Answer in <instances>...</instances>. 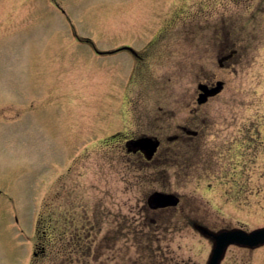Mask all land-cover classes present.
Listing matches in <instances>:
<instances>
[{
  "label": "rangeland",
  "instance_id": "rangeland-1",
  "mask_svg": "<svg viewBox=\"0 0 264 264\" xmlns=\"http://www.w3.org/2000/svg\"><path fill=\"white\" fill-rule=\"evenodd\" d=\"M213 5L214 11L207 0H0V264H80L69 250L77 238L69 246L70 236L53 232L54 212L73 216L78 226L94 224L83 264L94 263L102 239L114 247L138 245L124 228L113 241L114 221H100L96 203L80 218L78 205L70 204L75 198L102 197L106 208L121 207L120 217H134L142 204L135 200L153 188L180 196L182 216L159 220L168 224L169 264H206L212 241L197 224L214 231L264 224L258 141H264V39L242 42L240 18L249 10L240 0ZM198 10L216 14L217 22L200 24ZM230 32L240 54L232 71L216 61L211 66L215 53L231 47ZM126 44L147 56V71L134 69L130 51L118 49ZM210 69L224 85L198 105L197 83ZM129 101L147 102V118L139 117L140 108L128 109ZM232 118L260 130L246 139L232 136L226 125ZM164 123L170 127L164 135L181 123L205 129L186 141L165 139L153 165L166 162L157 169H111L124 160L111 163L117 143L110 133ZM127 222L137 231L152 223ZM221 264H264V248L230 245Z\"/></svg>",
  "mask_w": 264,
  "mask_h": 264
},
{
  "label": "flooded vegetation",
  "instance_id": "flooded-vegetation-1",
  "mask_svg": "<svg viewBox=\"0 0 264 264\" xmlns=\"http://www.w3.org/2000/svg\"><path fill=\"white\" fill-rule=\"evenodd\" d=\"M232 2V0H229ZM240 2L243 4L244 7H246L249 11V13H245L246 17H241L240 24L242 28H246L244 31V37L243 43H251L253 41L256 42H262L264 39V20L261 17V14L264 13V0H240ZM214 0H207V5L209 4L210 8L209 10H215L216 5H213ZM205 3H200V9ZM251 5V7H249ZM228 8V5L226 6V10ZM232 11H229V17L231 15ZM242 13V11H240ZM200 12L198 10V22L201 23H216L217 22V16L214 13H209L205 17L199 16ZM243 14V13H242ZM224 19V18H221ZM246 19V20H244ZM238 22V21H237ZM197 25V24H196ZM200 26V25H199ZM231 33V32H230ZM228 35V34H227ZM217 36L213 38L214 42H216ZM158 39V38H154ZM153 39V40H154ZM226 42L228 45H231L230 48H227V50L222 51L219 56H217V53L214 55V59L211 60V66L212 62H217L218 66L222 68H226L232 71L234 60L238 58L239 49L236 46H233L235 43H237V40L233 39L232 33L229 34V40L227 36ZM127 45V44H126ZM129 50V49H128ZM130 51V55L132 56V60L134 62V69L135 68H141V71H147L145 68V62L147 56L143 55L142 53L135 52L132 50ZM98 55H108L111 53H97ZM214 72L212 69L206 70V73L200 81L197 83V94H196V102L198 105H201L202 103L198 102L197 99L199 98L200 93H203L202 87L211 88L214 87L216 82L220 79H216L213 77ZM222 81V80H221ZM223 81H222V88H223ZM219 93V92H218ZM218 93L208 96L205 102L214 96H216ZM203 102V103H205ZM126 104H129L128 109H138L140 108L141 111H136L138 113L142 112V114H139V117H146L148 109L150 107L148 106L147 102L144 101H129ZM124 108H127L126 106H123ZM159 109L162 107H158ZM152 112V107H151ZM162 116H165L164 113H162ZM141 119V118H140ZM232 121L226 123L228 129L231 128L232 136L237 134V136H245L244 139L247 138V135H249L250 132L257 130L259 131V127L256 124H246L243 123L242 126H236L235 118L231 119ZM132 122V121H131ZM235 122V123H234ZM200 126V125H199ZM195 126V128H190L187 123H181L174 125L175 133L172 135H164V131L167 128H170L169 125L164 123V125L160 126L156 130L149 124H144L141 126H138L137 128H131L129 127L128 130L121 134L119 132H113L110 133L108 136H110L109 139L112 141H116V145L114 144L113 147L110 149L113 154V160L111 163H115L117 160L123 158L124 165H120L117 167V165H111L110 167L113 171H124V172H136V173H146L150 171L152 168L157 169L156 167H160V165H163L166 161H158L156 165H153L154 161L159 158V152L161 151L160 148L165 144L164 141H169L173 143L177 140H189L191 138H195L199 135V133L204 132L203 127ZM264 126V123H263ZM257 127V128H256ZM230 134V132H229ZM122 135V136H121ZM252 136V135H251ZM104 138V137H103ZM107 138H105L106 140ZM119 140H122L121 143ZM262 140V139H261ZM259 143V147H262L264 149V141ZM155 142V144L153 143ZM120 145V146H119ZM154 145V146H153ZM255 146V144H253ZM249 147V144H247V148ZM258 147V148H259ZM168 149V148H167ZM165 149V154H167L169 151ZM166 156V155H163ZM120 162V161H119ZM121 163V162H120ZM142 178V176L140 177ZM156 192H167L168 191L164 186H159L157 188H153L151 191L147 193V196L144 200V198H140L139 200H135L137 204H141L140 213H137L134 217H127V216H119L118 212L120 211L121 207L110 209L106 208V202L105 199L102 197H98V201H91L90 198H75L77 201L73 199V201L70 203L72 205L77 204L80 208L79 215L82 218L86 215V211L88 210V207L90 205H93L96 203L98 206V216L99 220H113V229L114 231H111L113 233L111 235L112 240H119L117 236L122 235V229H126V235L131 236V241L138 245H131L126 246L119 245V246H110V242L107 241V239H102V245L99 246V249L97 250L96 256L94 257V263L93 264H169L170 256H169V249L168 244L166 243L168 241V224L165 226H161L159 220L162 219L163 215H169L174 216L180 215L182 216L181 212H184V204L181 202L180 196H178V200L175 204H169V205H161L157 199L153 198L152 195ZM115 201H118L116 199ZM92 203V204H90ZM111 203V202H110ZM136 208V207H135ZM130 209L133 210V206L130 207ZM76 213V210H75ZM120 213V212H119ZM65 215V216H64ZM72 215V214H71ZM63 216V217H62ZM75 218L73 216H69V214H62L58 212H54V215L51 216V221L53 223L54 228L52 229L53 232L60 236H70L67 237V243L70 246L73 243V237H76L77 240H75L74 246H70L69 250L71 254L76 252V260L75 262H79L80 264H83V262L90 258L89 254H91V251L89 249V242L86 240L87 236H90L91 233V227H93L94 224H89L87 227L82 225L75 224ZM128 220H136V221H143V220H150V223L148 229L146 230H140L137 231L135 227H130L131 224L128 223ZM65 221V222H63ZM85 221V220H84ZM128 225L126 228L124 225ZM142 225V224H141ZM264 226L261 225V227ZM138 233V235H137ZM104 238V236L102 237ZM105 241L107 243H105ZM140 243V244H139ZM142 243V244H141ZM165 243V244H164ZM66 245V244H65ZM40 247V252H44L45 248L43 245L37 246V248ZM246 248L248 250H258L264 248V242L259 244L255 247H241ZM131 249H134L133 252H130ZM122 252H124L122 254ZM34 254H38V250H34ZM56 255H58V252H56ZM226 253L223 255L221 262L225 258ZM81 259V260H80ZM145 260L146 262H143ZM71 261L73 262V258H71ZM220 262V264H221ZM62 264V263H58Z\"/></svg>",
  "mask_w": 264,
  "mask_h": 264
},
{
  "label": "water",
  "instance_id": "water-1",
  "mask_svg": "<svg viewBox=\"0 0 264 264\" xmlns=\"http://www.w3.org/2000/svg\"><path fill=\"white\" fill-rule=\"evenodd\" d=\"M222 88V82L217 81L216 85L211 88L202 87L203 93H200L198 102H203L207 96L214 95ZM155 144V142H153ZM154 146V145H153ZM153 198L161 205L175 204L178 200L177 196L170 193L156 192ZM197 228L203 235L209 237L213 241V248L207 264H219L226 248L230 244H238L244 246H255L264 242V227L256 228L251 231H245L240 228L224 229L220 231H210L207 228L198 225Z\"/></svg>",
  "mask_w": 264,
  "mask_h": 264
}]
</instances>
